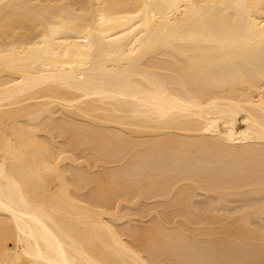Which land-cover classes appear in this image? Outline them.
<instances>
[{
	"label": "bare ground",
	"instance_id": "obj_1",
	"mask_svg": "<svg viewBox=\"0 0 264 264\" xmlns=\"http://www.w3.org/2000/svg\"><path fill=\"white\" fill-rule=\"evenodd\" d=\"M0 264H264V0H0Z\"/></svg>",
	"mask_w": 264,
	"mask_h": 264
}]
</instances>
